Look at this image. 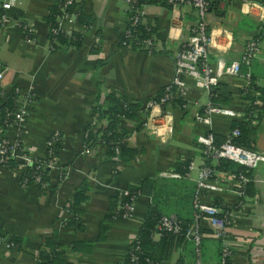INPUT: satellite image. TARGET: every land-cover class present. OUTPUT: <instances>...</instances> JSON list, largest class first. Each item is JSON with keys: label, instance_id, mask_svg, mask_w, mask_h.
<instances>
[{"label": "crops", "instance_id": "1", "mask_svg": "<svg viewBox=\"0 0 264 264\" xmlns=\"http://www.w3.org/2000/svg\"><path fill=\"white\" fill-rule=\"evenodd\" d=\"M56 1L19 0L13 9L14 18L34 29L32 40L17 27L0 28L3 86L7 90L18 86L34 95L21 133L25 150L32 157H41L50 134L59 132L63 140L57 167L48 171L44 187L36 182L23 186L20 168L0 166V264H36L47 241L59 245L62 260L69 264H121L151 207L156 206L162 215L192 217L196 179L205 161L195 139L208 129L193 117L208 102L209 93L195 88L191 78L186 79L190 92L184 106L177 101L171 105L173 124L167 137L145 133L143 105L172 78L173 54L196 18L189 6L143 0L145 16L162 46L149 54L136 45L120 43L127 24L123 0H76L73 14L62 19L61 29L80 34L81 43L53 50L45 18ZM243 1L249 0H227L224 4L219 0L211 15L233 32L232 48L224 54L227 60L239 57L257 23L242 13ZM174 18L179 23H173ZM214 54L210 55L213 64L218 58ZM251 71L257 84L264 86V38ZM219 82L231 92L225 106L243 110L246 103L238 89L242 79L227 75ZM109 96L141 104L135 118L119 122V128L130 131L126 145L137 151L125 161L116 152L110 154L104 143L83 149L85 129L96 122L92 108ZM231 120L212 118L214 138H225ZM251 125L254 150L264 154V111ZM4 136L14 141L16 126L4 130ZM183 161L194 163L187 178L163 174L179 172ZM207 161L221 190L209 192L205 199L215 204L220 214L228 215L225 238L231 254L226 264H264V162L252 171L257 193L241 198L235 174L218 169V161ZM129 187H140L132 217L107 220L113 200ZM79 191L84 195L77 205L80 220L72 224L70 205ZM201 229L199 248L190 239L175 240L162 262L221 264L220 239L206 220L201 221ZM158 238L156 235L155 240ZM13 239L18 245L7 247L6 241Z\"/></svg>", "mask_w": 264, "mask_h": 264}, {"label": "built area", "instance_id": "2", "mask_svg": "<svg viewBox=\"0 0 264 264\" xmlns=\"http://www.w3.org/2000/svg\"><path fill=\"white\" fill-rule=\"evenodd\" d=\"M19 0H0V28L14 27L22 30L28 39H33L34 29L27 23L13 17V9L17 6ZM76 0H63L61 14L56 17V25L48 28V32L57 33L65 31L61 29L62 19L69 17L73 12H69L66 7ZM172 7L189 6L195 14V22L189 28V34L179 45V48L173 54L174 72L172 78L163 86L160 93L155 97L149 98L143 105L144 120L143 130L147 135H156L167 137L170 133L173 116L171 105L175 99L184 102L188 98L190 86L187 78L193 80V86L209 93L223 76L240 77L242 83L238 84V89L243 94L257 96L253 89V80L251 66L261 52V41L264 38V0L243 1L241 11L244 15L250 16L254 21L261 25L260 32L252 36L244 43L240 55L236 59H225L226 54L232 48L233 32L218 17H211L213 13L212 0H158ZM227 0H220L224 4ZM124 12L127 15V24L121 32L120 43L122 45H136L145 52L152 54L161 49L159 38L155 28L148 22L145 16L143 5L136 6L134 0H123ZM132 14V15H130ZM173 23H179L178 18L173 19ZM177 22V23H176ZM174 25V24H173ZM144 29L142 32L137 28ZM50 48L53 46L50 44ZM215 53L217 56L215 64L210 60V55ZM5 69H0V97L5 98L12 94L13 107H4L3 118H0V166H8L9 160L17 162V168H20L23 175L28 167L35 164L38 173L33 174L31 182L39 183L45 186V174H42L46 168L57 167V153L63 147L62 136L59 132H53L46 139L45 154L41 157H32L23 146L22 131L29 115L30 106L34 100V95L29 91H24L18 86L6 89L2 84ZM245 107L243 110L225 105H215L209 99L208 102L194 114V120L208 127V129L197 135L195 142L201 147L205 161L199 167L198 177L196 179V189L193 197V221L186 227L183 222L175 215H161L156 224L157 232H170L175 235H182L184 239H190L195 246L199 248L203 233L201 231V221L206 220L208 226L221 241V264H226L231 254L230 244L225 238V228L228 222V215L220 214V209L205 198L209 192L220 191L221 187L213 180L214 169L208 163V159L219 161L220 159L231 160L237 165L243 166L248 170H254L264 162V154L256 150L248 149L234 142V137L239 135L237 128L229 129L225 135L224 141L216 145L214 132L211 130L212 118L215 116L233 119L253 118L254 121L261 112V101L254 99H244ZM1 116V102H0ZM130 121V118L122 115L120 120ZM11 126L17 128V138L10 141L4 136V130ZM86 133L84 132V137ZM62 144L57 149V142ZM101 144V143H100ZM87 143L84 142L83 149H87ZM118 152V147L114 148ZM194 167L190 161L184 174L178 172H165L166 176L187 178L189 171ZM237 184V194L244 196V186L253 178L241 172L235 174ZM27 180H22L25 186ZM123 192L122 194H125ZM136 196L131 198V202L124 205V212L121 219H129L135 210ZM12 241H6L7 247H14ZM133 260L136 259L131 254Z\"/></svg>", "mask_w": 264, "mask_h": 264}, {"label": "trees", "instance_id": "3", "mask_svg": "<svg viewBox=\"0 0 264 264\" xmlns=\"http://www.w3.org/2000/svg\"><path fill=\"white\" fill-rule=\"evenodd\" d=\"M134 1L136 6L142 5L143 2H145L143 0ZM218 2L219 0H212V8H218ZM62 3L63 0H57L55 4L50 7L49 13L45 18V22L48 25V28L54 27L56 25V17L61 14ZM74 6L75 2L69 4L66 9L69 12H73ZM78 20H81L80 13L78 16ZM260 27L261 25L258 23L253 24L251 28V32L253 33L252 36H256L259 34ZM137 30L142 32L144 29L138 27ZM48 37L50 44L53 46V50L60 46H68L71 44L78 46L81 43V35L76 32H72L68 35L62 31H59L55 34L50 31L48 32ZM252 80L254 83L253 89L256 91L257 96L243 94L241 93V91L239 92L244 99H254L255 97H257L261 101V112L258 117L260 118L262 112L264 111V86L257 84L256 78L253 73ZM230 99L231 92L222 82L217 83V85L210 92V100L215 105H227L230 102ZM176 101L182 105V101L180 99H175L173 103H175ZM0 102V118L2 119L4 107H13L12 94H9L4 99L0 97ZM139 111H141L140 103H132L124 98L121 100H117L116 98L109 96L103 103H98L93 106L92 112L96 116V122L94 125H88L85 129L86 136L83 138L84 142L87 143V146L91 144L104 143L107 146L110 154H114V148L118 147V152L116 154H118L122 161L133 158L137 153L136 149L126 145L130 131L119 128V122L122 115L128 118H135L137 112ZM251 119L253 118L233 119L230 123V129L237 128L239 130V135L234 137L235 143L248 149L254 150L253 140L249 136L251 130L253 129L251 125ZM223 141L224 138H221L220 136L215 137L216 145L221 144ZM56 146L57 149L61 148L62 144L60 143V141L57 142ZM56 153L58 154L57 150ZM188 163L189 161H183L180 165L181 169L178 173L184 174L187 170ZM7 165L9 167H16L17 162H15L14 160H9L7 162ZM216 167L224 171L232 172L236 175L243 172L246 175L252 177L253 170H248L246 172V168L237 165L231 160L220 159ZM49 170V168H46L45 170H43L42 174H45L46 176ZM36 173H38V170L35 168V164H33L32 166L28 167L27 172L22 176V180L25 178L27 180V184H29L33 180L32 175ZM44 180L46 181V179ZM139 191L140 187H129L127 193L118 195L113 200V206L107 212V220L112 221L115 219H121L124 212V205L131 202V198L133 196L137 197V195L140 193ZM256 193L257 187L254 185L253 181L251 180L247 182L244 186V196H253ZM241 198H243V196H241ZM83 199L84 195L81 191L75 193L72 204L70 205V211L72 215L71 217L73 218L72 224H76L80 220L78 214L79 209L77 208V205ZM161 215L162 213L156 208V206H153L148 210L145 221L139 229L137 236L129 245L126 256L121 264H164L162 260L169 254L174 241H180L184 239V237L182 235H175L170 232L162 231L159 233V238L155 240L153 235L157 232L156 224ZM179 219L186 227L193 221V212L190 219ZM201 231H203V229H201ZM12 241L15 244L14 246L18 245L16 240L13 239ZM59 248V245L47 241L46 247L40 250L36 258V264H69L68 262L62 260L61 256L63 253ZM131 254H134L136 256L135 260L131 258Z\"/></svg>", "mask_w": 264, "mask_h": 264}, {"label": "rangeland", "instance_id": "4", "mask_svg": "<svg viewBox=\"0 0 264 264\" xmlns=\"http://www.w3.org/2000/svg\"><path fill=\"white\" fill-rule=\"evenodd\" d=\"M262 42V41H261Z\"/></svg>", "mask_w": 264, "mask_h": 264}]
</instances>
